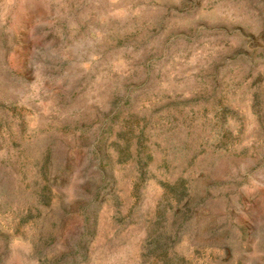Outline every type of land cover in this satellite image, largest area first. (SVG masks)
I'll return each instance as SVG.
<instances>
[{"label": "rangeland", "instance_id": "obj_1", "mask_svg": "<svg viewBox=\"0 0 264 264\" xmlns=\"http://www.w3.org/2000/svg\"><path fill=\"white\" fill-rule=\"evenodd\" d=\"M0 264H264V0H0Z\"/></svg>", "mask_w": 264, "mask_h": 264}]
</instances>
